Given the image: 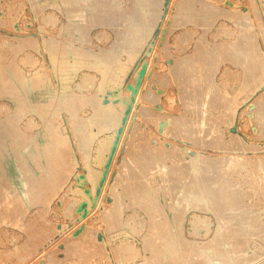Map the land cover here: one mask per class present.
Listing matches in <instances>:
<instances>
[{
    "label": "rangeland",
    "instance_id": "374dc122",
    "mask_svg": "<svg viewBox=\"0 0 264 264\" xmlns=\"http://www.w3.org/2000/svg\"><path fill=\"white\" fill-rule=\"evenodd\" d=\"M263 112L264 0H0V264H264Z\"/></svg>",
    "mask_w": 264,
    "mask_h": 264
},
{
    "label": "bare ground",
    "instance_id": "6f19581e",
    "mask_svg": "<svg viewBox=\"0 0 264 264\" xmlns=\"http://www.w3.org/2000/svg\"><path fill=\"white\" fill-rule=\"evenodd\" d=\"M86 1H87V0H86ZM136 1H137V0H136ZM146 1H147V0H146ZM189 1H190V0H189ZM191 1H192V0H191ZM95 2H96V1H95ZM155 2H156V1H155ZM103 3H104V2H103ZM105 3H106V2H105ZM115 3H116V2H115ZM133 3H134V1H133ZM135 3H136V2H135ZM62 4H63V3H62ZM70 4H71V3H70ZM88 4H89V3H88ZM136 4H137V3H136ZM74 5H75V4H74ZM132 5H134V4H132ZM141 5H142V4H141ZM66 6H67V5H66ZM97 6H98V5H97ZM110 6H111V5H110ZM110 6H109V7H110ZM75 7H76V6H75ZM101 7H102V6H101ZM101 7H99V8H101ZM116 7H117V6H116ZM129 7H130V6H129ZM208 7H209V6H208ZM68 8H70V7H68ZM95 8H96V7H95ZM132 8H133V7H132ZM136 8H137V6H136ZM136 8H135V9H136ZM73 9H74V8H73ZM96 9H97V8H96ZM116 9H117V8H116ZM106 10H107V9H106ZM110 10H111V9H110ZM121 10H122V9H121ZM132 10H133V9H132ZM148 10H149V9H148ZM152 10H153V9H152ZM111 11H112V10H111ZM124 11H125V9H124ZM124 11H123V12H124ZM137 11H138V10H137ZM140 11H141V10H140ZM69 12H70V11H69ZM123 12H122V13H123ZM130 12H132V11H130ZM125 13H126V12H125ZM128 13H129V12H128ZM134 13H135V12H134ZM134 13H133V14H134ZM137 13H138V12H137ZM137 13H136V15H137ZM143 13H144V12H143ZM152 13H153V12H152ZM209 13H210V12H209ZM120 14H121V13H120ZM123 14H124V13H123ZM131 14H132V13H131ZM131 14H130V15H131ZM148 14H149V13H148ZM207 14H208V13H207ZM86 15H87V14H86ZM118 15H119V14H118ZM92 16H93V15H92ZM137 16H138V15H137ZM78 17H79V16H78ZM99 17H100V16H99ZM103 17H104V16H103ZM131 17H132V16H131ZM141 17H143V16H141ZM149 17H150V16H149ZM95 19H96V18H95ZM100 19H101V18H100ZM102 19H103V18H102ZM135 19H136V18H135ZM150 19H151V18H150ZM152 19H153V18H152ZM154 19H155V18H154ZM197 19H198V18H197ZM109 20H110V17H109ZM128 20H129V19H128ZM138 20H140V19H138ZM99 21H100V20H99ZM110 21H111V20H110ZM120 21H121V20H120ZM136 21H137V20H136ZM145 21H146V20H145ZM121 22H122V21H121ZM151 22H152V21H151ZM153 22H154V21H153ZM141 23H142V22H141ZM145 23H146V22H145ZM94 24H95V23H94ZM109 24H110V23H109ZM139 24H140V23H139ZM148 24H149V23H148ZM150 24H151V23H150ZM113 25H114V22H113ZM70 26H71V25H70ZM107 26H108V25H107ZM151 26H152V25H151ZM117 27H118V26H117ZM84 28H85V27H84ZM139 28H140V27H139ZM151 28H152V27H151ZM121 29H122V28H121ZM126 30H127V29H126ZM140 30H141V29H140ZM122 31H123V30H122ZM149 32H150V31H149ZM147 33H148V32H147ZM128 34H129V32H128ZM134 39H135V38H134ZM136 41H137V40H136ZM242 41H243V40H242ZM245 41H246V40H245ZM247 41H248V40H247ZM137 44H138V43H137ZM243 44H244V43H243ZM240 45H241V44H240ZM248 45H250V44H248ZM241 46H243V45H241ZM233 47H234V46H233ZM229 49H230V48H229ZM212 50H214V48H213ZM226 52H227V51H226ZM202 53H204V51H203ZM205 53H206V52H205ZM227 53H228V52H227ZM234 53H235V52H234ZM217 54H218V53H217ZM194 55H195V54H194ZM202 55H203V54H202ZM230 55H231V54H230ZM234 55H235V54H234ZM192 56H193V55H192ZM200 56H201V55H200ZM212 56H213V54H212ZM216 56H217V55H216ZM231 56H232V55H231ZM235 56H236V55H235ZM193 57H194V56H193ZM185 58H186V57H185ZM197 58H198V57H197ZM201 58H203V57H201ZM213 58H214V57H213ZM227 58H228V57H227ZM236 58H237V57H236ZM210 59H212V58H210ZM240 59H241V58H240ZM195 60H196V59H195ZM215 60H216V59H215ZM237 60H238V59H237ZM241 60H243V59H241ZM235 61H236V60H235ZM243 61H245V60H243ZM207 62H208V61H207ZM214 62H215V61H214ZM184 63H185V62H184ZM205 63H206V61H205ZM253 63H254V62H253ZM188 64H191V63H188ZM208 64H209V63H208ZM239 64H241V63H239ZM182 65H183V64H182ZM186 65H187V64H186ZM206 65H207V64H206ZM206 65H204V66H206ZM251 65H252V64H251ZM191 66H192V65H191ZM198 66H199V65H198ZM7 67H8V66H7ZM182 67H183V66H182ZM184 67H185V66H184ZM254 67H255V66H254ZM192 68H193V67H192ZM243 68H244V67H243ZM247 68L249 69V67H247ZM250 68H251V67H250ZM182 69H183V68H182ZM15 70H16V69H15ZM212 71H213V70H212ZM249 71H250V70H249ZM253 72H254V71H253ZM178 74H179V73H178ZM181 74H182V73H181ZM186 74H187V73H186ZM191 74H192V73H191ZM206 74H207V73H206ZM3 75H4V74H3ZM188 75H189V74H188ZM248 75H249V74H248ZM185 76H187V75H185ZM210 76H212V75H210ZM194 77H195V76H194ZM198 78H199V77H198ZM190 79H191V78H190ZM204 79H205V78H204ZM209 79H210V78H209ZM1 81H2V80H1ZM4 82H5V81H4ZM190 83H191V82H190ZM190 83H188V84H190ZM196 84H197V83H196ZM216 84H217V83H216ZM219 88H220V87H219ZM183 89H184V88H183ZM216 89H217V88H216ZM62 90H63V89H62ZM62 90H61V91H62ZM63 91H64V90H63ZM74 95H75V94H74ZM48 96H49V95H48ZM70 97H71V96H70ZM83 97H84V96H83ZM215 97H216V96H215ZM62 98H65V95H64V97H62ZM77 98H79V97H77ZM52 99H53V98H52ZM215 99H216V98H215ZM63 100H65V99H63ZM71 100H72V99H71ZM90 100L92 101V99H90ZM90 100H89V101H90ZM76 101H77V100H76ZM91 101H90V102H91ZM25 102H26V101H25ZM77 102H78V101H77ZM77 102H76V103H77ZM86 102H87V101H86ZM20 103H21V102H20ZM69 103H70V102H69ZM73 103H74V102H73ZM81 103H82V101H81ZM92 103H93V102H92ZM262 103H263V102H262ZM20 105H21V104H20ZM78 105H80L79 102H78ZM95 105H96V104H95ZM261 105H262V104H261ZM55 106H56V105H55ZM61 106H62V105H61ZM75 106H76V105H75ZM80 107H81V106H80ZM102 107H103V106H102ZM104 107H105V106H104ZM100 108H101V107H99V109H100ZM259 108H260V106H259ZM262 108H263V107H262ZM69 109H70V108H69ZM99 109H98V111H99ZM72 110H73V109H72ZM75 110H76V109H75ZM77 110H78V109H77ZM26 111H27V110H26ZM28 111H29V110H28ZM113 111H114V110H113ZM37 112H38V111H37ZM58 112H59V111H58ZM106 112H107V111H106ZM108 113H109V112H108ZM111 113H112V112H111ZM263 113H264V112H263ZM40 114H41V113H40ZM94 114H95V113H94ZM71 115H72V114H71ZM73 115H74V114H73ZM104 115H105V114H104ZM107 115H108V114H107ZM262 115H263V114H262ZM102 116H103V115H102ZM109 116H110V115H109ZM121 116H122V115H121ZM100 117H101V116H100ZM111 117H112V116H111ZM263 117H264V116H263ZM22 118H23V117H22ZM105 118H106V117H105ZM117 118H118V117H117ZM82 119H83V118H82ZM93 119H94V118H93ZM102 119H103V118H102ZM108 119H109V117H108ZM180 119H181V118H180ZM91 120H92V119H91ZM111 120H112V119H111ZM187 120H188V119H187ZM109 121H110V120H109ZM86 122H87V121H86ZM113 122H114V121H113ZM185 122H186V121H185ZM96 123H97V122H96ZM100 123H101V122H100ZM108 123H109V122H108ZM110 123H112V122H110ZM115 123H116V122H115ZM182 123H183V122H182ZM260 123H262V122H260ZM79 124H80V123H79ZM112 124H113V123H112ZM72 125H73V124H72ZM260 125H261V124H260ZM74 126H75V125H74ZM116 126H117V125H116ZM116 126H115V127H116ZM70 127H72V126H70ZM111 127H112V126H111ZM104 128H105V127H104ZM174 129H175V128H174ZM88 130H89V129H88ZM102 131H103V130H102ZM192 132H193V131H192ZM7 134H8V133H7ZM55 134H56V132H55ZM88 135H89V134H88ZM80 136H81V135H80ZM80 136H79V137H80ZM76 138H77V137H76ZM59 139H60V138H59ZM77 140H78V139H77ZM57 141H58V140H57ZM66 141H67V140H66ZM82 141H84V140H82ZM87 141H88V140H87ZM51 143H52V142H51ZM58 144H60V145L62 146V147L60 146V147H61V153H63L64 155H65V154L67 155V153H68V146H67L65 140H63V139L60 140V141L58 142ZM144 144H145V143H144ZM140 146H141V145H140ZM146 146H147V145H146ZM55 147H56V146H55ZM69 148H70V147H69ZM84 148H85V147H84ZM86 149H87V148H86ZM57 150H58V149H57ZM59 150H60V149H59ZM69 150H70V149H69ZM83 150H84V149H83ZM103 150H104V149H103ZM160 150H161V149H160ZM26 151H27V150H26ZM35 151H36V150H35ZM47 151H48V150H47ZM50 151H51V150H50ZM87 151H88V150H87ZM96 151H97V150H96ZM98 151H99V150H98ZM135 151H136V150H135ZM102 152H103V151H102ZM143 152H144V151H143ZM50 153H51V152H50ZM57 153H58V152H57ZM59 153H60V152H59ZM61 153H60V154H61ZM146 153H147V151H146ZM146 153H145V155H147ZM157 154H158V153H157ZM30 155H31V154H30ZM32 155H33V154H32ZM32 155H31V156H32ZM61 155H62V154H61ZM143 155H144V154H143ZM145 155H144V156H145ZM158 155H159V154H158ZM163 155H164V154H163ZM86 156H87V155H86ZM88 156H89V155H88ZM166 156H167V155H166ZM28 157H29V156H28ZM63 157H64V156H63ZM99 157H102V156H99ZM151 157H152V156H151ZM156 157H157V156H156ZM32 158H34V157H32ZM67 158H68V157H67ZM104 158H105V157H104ZM141 158H142V157H141ZM141 158H140V159H141ZM46 159H47V158H46ZM135 159H136V158H135ZM138 159H139V158H138ZM147 159H148V158H147ZM149 159H150V155H149ZM155 159H156V158H155ZM155 159H154V160H155ZM200 159H201V158H200ZM247 160H248V159H247ZM249 160H250V159H249ZM30 161H32V159H31ZM155 161H156V160H155ZM157 161H158V159H157ZM221 161H222V160H221ZM239 161H240V160H239ZM257 161H258V160H257ZM11 162H13V161H11ZM26 162H27V161H26ZM51 162H52V161H51ZM61 162H62V161H61ZM67 162H68V161H67ZM122 162H124V161H122ZM144 162H145V161H144ZM146 162H148V161H146ZM247 162H248V161H247ZM139 163H141V161H140ZM142 163H143V162H142ZM4 164H5V163H4ZM75 164H76V163H75ZM173 164H174V163H173ZM216 164H217V163H216ZM249 164H250V163H249ZM31 165H32V164H31ZM61 165H63V164H61ZM61 165H60V166H61ZM124 165H125V164H124ZM137 165H138V164H137ZM145 165H146V164H145ZM145 165H144V166H145ZM147 165H148V164H147ZM212 165H213V164H212ZM236 165H237V164H236ZM139 166H140V165H139ZM239 166H240V165H239ZM11 167H12V166H11ZM26 167H27V166H26ZM126 167H127V166H126ZM178 167H179V166H178ZM180 167H181V166H180ZM59 168H60V167H59ZM66 168H67V167H66ZM68 168H69V167H68ZM73 168H74V167H73ZM73 168H71V169H73ZM145 168H146V166H145ZM145 168H143V169H145ZM161 168H162V167H161ZM182 168H183V167H182ZM202 168H203V167H202ZM208 168H209V166H208ZM153 169H154V168H153ZM187 169H188V168H187ZM187 169H186V170H187ZM241 169H242V168H241ZM127 170H128V169H127ZM167 170H168V169H167ZM202 170H206L205 167H204V169H202ZM237 170H238V169H237ZM2 171H3V170H2ZM178 171H179V170H178ZM208 171H209V170H208ZM13 172H14V171H13ZM16 172H17V171H16ZM19 172H20V170H19ZM179 172H180V171H179ZM220 172H221V171H220ZM234 172H235V171H234ZM250 172H251V171H250ZM29 173H31V171H30ZM125 173H126V172H125ZM144 173H145V172H144ZM184 173H185V172H184ZM186 173H187V172H186ZM207 173H208V172H207ZM22 174H23V173H21V175H22ZM32 174H33V173H31V175H32ZM136 174H137V173H136ZM176 174H178V173H176ZM227 174H228V173H227ZM19 175H20V174H19ZM65 175H66V174H65ZM138 175H139V174H138ZM138 175H137V176H138ZM144 175H145V174H144ZM173 175H174V174H173ZM215 175H216V174H215ZM53 176H54V175H53ZM131 176H132V175H131ZM168 176H169V175H168ZM178 176H179V175H178ZM227 176H228V175H227ZM20 177H21V176H20ZM29 177H30V174H29ZM135 177H136V176H135ZM181 177H182V175H181ZM185 177H186V175H185ZM185 177H184L183 179H185ZM190 177H191V176H190ZM192 177H193V176H192ZM214 177H215V176H214ZM225 177H226V176H225ZM15 178H16V177H15ZM31 178H34V177L31 176ZM129 178H130V177H129ZM133 178H134V177H133ZM168 178H169V177H168ZM207 178H208V177H207ZM218 178H219V177H218ZM16 179H17V178H16ZM42 179H43V178H42ZM174 179H176V178H174ZM174 179H173V180H174ZM205 179H206V178H205ZM22 180H23V179H22ZM24 180H25V178H24ZM30 180H31V179H30ZM30 180H29V181H30ZM34 180H35V179H34ZM58 180H59V179H58ZM60 180H61V179H60ZM147 180H148V179H147ZM169 180H170V179H169ZM16 181H17V180H16ZM18 181H19V180H18ZM35 181H36V180H35ZM62 181H63V180H62ZM142 181H143V180H142ZM176 181H177V180H176ZM182 181H183V180H182ZM217 181H218V180H217ZM30 182H31V181H30ZM30 182H29V183H30ZM33 182H34V181H33ZM204 182H205V181H204ZM219 182H220V181H219ZM20 183H21V182H20ZM27 183H28V182L25 181L24 184H27ZM60 183H61V182H60ZM138 183H139V182H138ZM140 183H141V182H140ZM143 183H145V182H143ZM169 183H170V182H169ZM177 183H178V182H177ZM177 183H176V184H177ZM187 183L189 184V182H187ZM199 183H200V182H199ZM3 184H4V183H3ZM33 184H35V183H33ZM171 184H172V183H171ZM173 184H174V183H173ZM253 184H254V183H253ZM14 185H15V184H14ZM29 185H30V184H29ZM29 185H25V186H29ZM144 185H145V184H144ZM169 185H170V184H169ZM186 185H187V184H186ZM215 185H216V184H215ZM222 185H223V184H222ZM222 185H221V186H222ZM56 186H57V185H56ZM133 186H134V185H133ZM136 186H137V185H136ZM139 186H141V185H139ZM145 186H146V185H145ZM172 186H173V185H172ZM187 186H188V185H187ZM195 186H196V185H195ZM18 187H19V186H18ZM37 187H38V186H37ZM174 187H175V185H174ZM179 187H180V186H179ZM213 187H214V186H213ZM124 188H127V187H124ZM185 188H187V187H185ZM216 188H217V187H216ZM219 188H220V187H219ZM258 188H259V187H258ZM12 189H13V188H12ZM132 189H133V188H132ZM140 189H141V188H140ZM154 189H155V188H154ZM212 189H213V188H212ZM214 189H215V188H214ZM214 189H213V190H214ZM223 189H224V188H223ZM24 190H25V189L23 188V192H24ZM32 190H34V189H32ZM32 190L30 189L31 192H32ZM150 190H151V189H149V191H150ZM217 190H218V188H217ZM5 191H6V190H5ZM14 191H15V190L13 189V193H15ZM25 191H26V190H25ZM134 191H135V190H134ZM156 191H157V190H156ZM171 191H172V190H171ZM178 191H179V190H178ZM190 191H191V190H190ZM195 191H196V189H195ZM218 191H219V190H218ZM223 191H225V190H223ZM229 191H230V190H229ZM233 191H234V190H233ZM237 191H238V190H237ZM239 191H240V190H239ZM6 192H7V191H6ZM17 192H18V190H17ZM201 192H202V191H201ZM210 192H212V191H210ZM213 192L215 193L216 191H213ZM213 192L210 193V194H214ZM219 192H220V191H219ZM219 192H218V193H219ZM230 192H231V191H230ZM249 192H250V191H249ZM4 193H5V192H4ZM24 193H26V192H24ZM32 193H33V192H32ZM35 193H36V192H35ZM38 193H39V192H37V194H38ZM139 193H140V192H139ZM144 193H145V192H144ZM185 193H186V192H185ZM208 193H209V192H208ZM233 193H234V192H233ZM233 193H232V194H233ZM241 193H243V192H241ZM6 194H7V193H6ZM10 194H11V193H10ZM27 194L29 195V193H27ZM30 194H31V193H30ZM33 194H34V193H33ZM37 194H36V195H37ZM122 194H123V193H122ZM145 194H146V193H145ZM145 194H144V195H145ZM147 194H148V193H147ZM196 194H197V193H196ZM210 194H209V195H210ZM234 194H235V193H234ZM255 194H256V193H255ZM25 195H26V194H25ZM31 195H32V194H31ZM36 195L34 194V197H35ZM148 195H150V192H149ZM218 195H219V194H218ZM221 195H222V194H221ZM248 195H249V194H248ZM15 196H16V195H15ZM15 196H14V197H15ZM37 196H38V195H37ZM138 196H139V195H138ZM145 196H146V195H145ZM213 196H214V195H212V199L214 198ZM219 196H220V195H219ZM243 196H244V195H243ZM6 197H7V195H6ZM8 197H9V195H8ZM10 197H11V196H10ZM146 197H147V196H146ZM149 197H150V196H149ZM199 197H200V196H199ZM206 197H207V196H206ZM223 197H224V196H223ZM246 197H247V196H246ZM12 198H13V197H12ZM12 198H11V200H12ZM18 198L21 199V197H19V196H18ZM27 198H28V196H27ZM36 198H37V197H35V199H36ZM135 198H136V197H135ZM216 198H217V197H216ZM218 198H220V197H218ZM224 198H226V195H225ZM229 198L232 199L230 196H229ZM234 198H235V197H234ZM236 198H237V197H236ZM9 199H10V198H9ZM28 199H29V198H28ZM144 199H145V198H144ZM151 199H152V198H151ZM212 199H211V200H212ZM214 199H215V198H214ZM245 199H246V198H245ZM245 199H244V200H245ZM7 200H8V198H7ZM13 200H14V199H13ZM16 200H17V199H16ZM31 200H32V199H31ZM33 200H34V198H33ZM152 200H153V199H152ZM152 200H151V201H152ZM207 200H208V199H207ZM228 200H229V199H228ZM252 200H253V199H252ZM29 201H30V200H29ZM114 201H115V200H114ZM149 201H150V200H149ZM154 201H155V200H154ZM172 201H173V200H172ZM220 201H221V200H219V202H220ZM223 201H226V200L223 199ZM223 201H221V202H223ZM147 202H148V201H147ZM155 202H156V201H155ZM206 202H207V201H206ZM212 202H213V201H212ZM217 202H218V200H217ZM226 202H227V201H226ZM231 202H233V201H231ZM237 202H238V201H237ZM242 202H244V201H242ZM256 202H257V201H256ZM208 203H209V202H208ZM148 204H149V203H148ZM148 204H146V205H148ZM153 204H154V203H153ZM156 204H157V203H156ZM166 204H167V203H166ZM195 204H196V203H195ZM204 204H205V203H204ZM115 205H116V204H115ZM126 205H127V204H126ZM129 205H130V204H129ZM142 205H143V204H142ZM146 205H145V207H146ZM218 205H220V204H218ZM229 205H231V204H229ZM244 205H245V204H244ZM254 205H255V204H254ZM140 206H141V205H140ZM149 206H150V205H149ZM149 206H148V207H149ZM221 206H222V205H221ZM234 206H235V205H234ZM114 207H115V206H114ZM124 207H125V206H124ZM148 207H147V208H148ZM157 207H158V206H157ZM196 207H197V206H196ZM202 207H203V206H202ZM235 207H236V206H235ZM239 207H240V206H239ZM142 208H143V207H142ZM153 208H154V206H153ZM167 208H168V207H167ZM174 208H175V207H174ZM179 208H180V207H179ZM207 208H208V207H207ZM214 208H215V207H214ZM218 208H219V207H218ZM233 208H234V207H233ZM241 208H242V207H241ZM148 209H149V208H148ZM158 209H159V207H158ZM199 209H202V208H200V206H199ZM219 209H220V208H219ZM222 209H223V208H222ZM255 209H256V208H255ZM142 210H143V209H142ZM152 210H153V209H152ZM159 210H160V209H159ZM159 210H158V211H159ZM168 210H169V209H168ZM251 210H252V209H251ZM253 210H254V208H253ZM144 211H145V210H144ZM177 211H178V210H177ZM203 211H204V210H203ZM228 211H229V210H228ZM246 211H247V210H246ZM145 212H146V211H145ZM145 212H144V213H145ZM156 212H157V211H156ZM109 213H110V212H109ZM175 213H177V212H175ZM214 213H215V212H214ZM223 213H224V212H223ZM107 214H108V213H107ZM149 214H150V213H149ZM178 214H179V213H178ZM217 214H218V213H217ZM220 214H221V213H220ZM244 214H245V213H244ZM116 215H117V214H116ZM175 215H176V214H174V216H175ZM179 215H180V214H179ZM241 215H242V214H241ZM246 215H248V214H246ZM178 217H179V216H178ZM240 217H241V216H240ZM244 217H245V216H244ZM113 218H114V217H113ZM113 218H112V219H113ZM151 218H152V217H151ZM237 218H238V217H237ZM246 218H247V217H246ZM260 218H261V216H260ZM159 219H160V218H159ZM257 219H258V218H257ZM132 220H133V219H132ZM228 220H229V219H228ZM241 220H242V219H241ZM251 220H252V219H251ZM133 221H134V220H133ZM168 221H169V220H168ZM134 222H135V221H134ZM197 222H198V221H197ZM221 222H222V221H221ZM256 222H257V221H256ZM135 223H136V222H135ZM149 223H150V221H149ZM159 223H160V222H159ZM232 223H234V222H232ZM46 224H47V223H46ZM112 224H113V223H112ZM114 225H116V224L114 223ZM156 225H157V223H156ZM198 225H199V223H198ZM245 225H246V224H245ZM261 225H262V224H261ZM48 226H49V225H48ZM134 226H135V225H134ZM149 226H150V225H149ZM153 226H154V225H153ZM162 226H163V225H162ZM177 226H178V225H177ZM180 226H181V225H180ZM180 226H179V227H180ZM115 227H117V226H115ZM132 227H133V226H132ZM159 227H160V226H159ZM257 227H258V226H257ZM139 228H140V226H139ZM152 228H153V227H152ZM161 228H162V227H161ZM161 228H160V229H161ZM176 228H177V227H176ZM231 228H232V227H231ZM149 229H150V228H149ZM154 229H155V228H154ZM156 229H157V228H156ZM242 229H243V228H242ZM137 230H138V229H137ZM234 230H235V229H234ZM234 230H233V231H234ZM245 230H246V229H245ZM259 230H260V229H259ZM263 230H264V229H263ZM157 231H159V230H157ZM220 231H221V230H220ZM231 231H232V230H231ZM215 232H216V231H215ZM242 232H243V231H242ZM255 232H256V231H255ZM225 233L227 234V232H225ZM244 233H245V232H244ZM235 234H236V232H235ZM235 234H234V235H235ZM260 234H261V233H260ZM45 235H46V233H45ZM169 235H170V234H169ZM228 235H229V232H228ZM255 235H256V234H255ZM245 236H246V235H245ZM178 237H179V236H178ZM229 237H230V236H229ZM238 237H239V236H238ZM242 238H244V237L242 236ZM248 238H249V237H248ZM70 239H71V238H70ZM181 239H182V238H181ZM213 239H214V238H213ZM233 239H234V238H233ZM236 239H237V238H236ZM238 239H239V238H238ZM246 239H247V238H246ZM220 240H221V239H220ZM230 240H232V239H230ZM249 240H250V239H249ZM172 241H174V240H172ZM242 241H243V240H242ZM168 242H169V241H168ZM186 242H187V241H186ZM218 242H220V241H218ZM245 242H246V241H245ZM146 243H147V242H146ZM180 243H181V242H180ZM239 243H240V242H239ZM182 244H183V242H182ZM185 244H187V243H185ZM185 244H184V245H185ZM221 244H222V243H221ZM190 245H191V244H190ZM205 245H206V244H205ZM205 245H204V246H205ZM186 246H187V245H186ZM188 246H189V245H188ZM188 246H187V247H188ZM206 246H207V245H206ZM155 247H156V246H155ZM183 247H184V246H183ZM183 247H182V248H183ZM193 247H194V246H193ZM247 247H248V246H247ZM247 247H246V248H247ZM233 248H234V246H233ZM190 249H191V246H190ZM193 249H195V248H193ZM193 249H192V250H193ZM149 250H150V249H149ZM186 250H187V248H186ZM229 250H230V249H229ZM236 250H237V249H236ZM239 250H240V249H239ZM245 250H246V249H245ZM153 251H154V254H155V250H153ZM217 251H218V250H217ZM230 251H231V250H230ZM158 252H160V251H158ZM237 252H238V251H237ZM243 252H244V251H243ZM185 253H186V252H185ZM156 254H157V253H156ZM220 254H221V253H220ZM222 254H223V253H222ZM224 254H225V253H224ZM232 254H233V253H232ZM180 255H181V254H180ZM180 255H179V256H180ZM198 255H199V254H198ZM198 255H196V256H198ZM183 256H184V255H183ZM183 256H182V257H183ZM156 257H157V256H156ZM168 257H169V256H168ZM184 257H185V256H184ZM252 257H253V256H252ZM151 258H152V256H151ZM179 258H180V257H179ZM232 258H233V257H232ZM168 259H169V258H168ZM193 259H194V258H193ZM219 259H220V258H219ZM132 260H133V259H132ZM158 260H159V259H158ZM175 260H176V259H175ZM195 260H196V259H195ZM148 261H149V260H148ZM189 261H190V260H189ZM219 261H220V260H219ZM149 262H150V261H149ZM167 262H168V261H167ZM200 262H201V260H200ZM202 262H203V261H202ZM146 263H148V262H146ZM188 263H190V262H188ZM206 263H207V262H206ZM206 263H205V264H206ZM190 264H192V262H191ZM200 264H201V263H200Z\"/></svg>",
    "mask_w": 264,
    "mask_h": 264
}]
</instances>
